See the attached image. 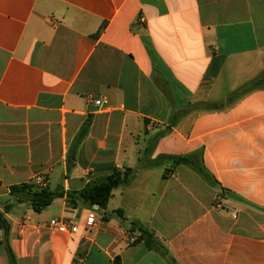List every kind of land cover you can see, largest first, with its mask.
<instances>
[{
    "label": "crops",
    "instance_id": "obj_1",
    "mask_svg": "<svg viewBox=\"0 0 264 264\" xmlns=\"http://www.w3.org/2000/svg\"><path fill=\"white\" fill-rule=\"evenodd\" d=\"M126 169L106 210L67 200ZM26 183L64 197L37 213ZM6 204L16 264H169L132 224L177 264H264V0H0Z\"/></svg>",
    "mask_w": 264,
    "mask_h": 264
},
{
    "label": "trees",
    "instance_id": "obj_2",
    "mask_svg": "<svg viewBox=\"0 0 264 264\" xmlns=\"http://www.w3.org/2000/svg\"><path fill=\"white\" fill-rule=\"evenodd\" d=\"M253 88H258L257 86ZM89 124L86 123L82 131L80 132L77 140V147H79L80 142L85 137L87 133ZM76 148H73L70 154L75 153ZM176 164H189V157H175L173 158ZM133 171L131 169H126L124 172L115 171L111 176L102 178L100 180L89 183L80 192H71L67 194V200L73 205L77 206L79 202L83 204H88L90 206H97L101 210H106L110 199L112 198L113 191L125 184H127ZM10 196L15 200V203L23 204L28 203L32 209L41 213L47 209L55 199L64 197L63 190L51 191L49 189L39 188L33 183L20 184L10 187ZM13 204H6L4 206L3 212L0 211V228L4 231V245L5 251L12 264H16V258L10 246V224L5 218V214L9 213L13 208ZM132 224V228L140 232V236L135 240L136 243L143 242L146 248L155 250L167 260L169 264H177L176 261L169 255L165 247L155 238L154 234L151 232L137 227ZM114 264H121L120 259H116Z\"/></svg>",
    "mask_w": 264,
    "mask_h": 264
},
{
    "label": "built area",
    "instance_id": "obj_3",
    "mask_svg": "<svg viewBox=\"0 0 264 264\" xmlns=\"http://www.w3.org/2000/svg\"><path fill=\"white\" fill-rule=\"evenodd\" d=\"M93 103H95L97 106H105L108 104V101L105 99H98V100H93ZM44 188V186L42 187ZM214 207L216 209H224V203L222 197L217 198ZM97 208V207H96ZM96 221V217L94 214H90L87 223L89 225H93ZM48 227L53 230H57L58 232L62 234H76L79 231L78 225L73 222H68L62 219H52L48 222ZM132 229V226L130 227ZM133 241H135L133 239Z\"/></svg>",
    "mask_w": 264,
    "mask_h": 264
}]
</instances>
